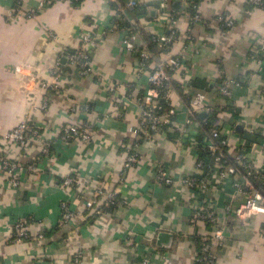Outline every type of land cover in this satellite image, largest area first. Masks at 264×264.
<instances>
[{
	"label": "crops",
	"instance_id": "obj_1",
	"mask_svg": "<svg viewBox=\"0 0 264 264\" xmlns=\"http://www.w3.org/2000/svg\"><path fill=\"white\" fill-rule=\"evenodd\" d=\"M40 1L0 0V133L27 117L46 136L55 139L47 157L40 156L38 144L26 148L10 144L2 149L8 156L32 164L34 171L23 172L17 188L10 187L0 172V264H72L73 254L79 249L83 251V264H140L143 257H148L150 264H195L197 251L191 236L205 237L210 227L190 225L192 193L178 181L163 185L156 179L155 166L175 180L192 173L196 146L204 137V129L183 126L188 135L183 140L180 127L186 118L185 104L179 95H172L176 109V124L172 127L178 137L171 141L161 130L154 141H143L137 147L138 163L125 170L123 162L132 138L130 128L138 121L139 109L123 96L128 85L133 93L143 89L146 74L137 72L136 56L125 49L118 30L102 35L90 53L102 85L67 67L65 60L66 53L79 45L83 33L101 35L113 8L107 0L53 1L33 17H26L25 13ZM135 1L151 5L158 2ZM182 1L187 8L191 0ZM248 6L245 0H199L203 21L192 28L191 40L186 39L190 14L182 12L172 53H180L183 63L173 78L178 84L182 80L204 82L201 88H191L221 106L218 125L230 139V155L235 154L232 146L238 139L248 142L242 127L258 131L254 140L260 145L256 164L264 172V67L249 58L256 38L264 35V7ZM153 8L150 19H137L147 34L162 31L159 17L163 12ZM218 13L235 20L232 29L223 32L216 26L214 17ZM57 60L62 64V91H27L22 77L30 73L50 79L48 70ZM220 70L225 78L240 81L233 89L231 107L226 110L227 103L216 96V75ZM112 85H119V90L112 92ZM27 86L33 83L27 82ZM44 100L47 107L41 109L38 105ZM113 102H117L119 117L110 115ZM83 104L90 107L86 113L79 110ZM73 105L76 110L71 112ZM79 120L94 124L92 140L60 143L57 135L61 127ZM77 172L88 196L97 183L105 182L126 204L113 214L93 217L79 198L60 187L63 177ZM231 196L228 185L209 192L217 205L225 237L220 246H215L213 264H264V214L245 221L228 217L222 205ZM62 200H69L78 212L65 225L60 220ZM18 220L26 221L30 238L15 244L10 238ZM159 233L170 235L166 244H157ZM39 234L43 235L41 239ZM130 238L134 240L132 247L126 244Z\"/></svg>",
	"mask_w": 264,
	"mask_h": 264
},
{
	"label": "built area",
	"instance_id": "obj_2",
	"mask_svg": "<svg viewBox=\"0 0 264 264\" xmlns=\"http://www.w3.org/2000/svg\"><path fill=\"white\" fill-rule=\"evenodd\" d=\"M53 1H72L80 0H41L35 7H31L25 16L28 18L36 15L42 10L46 4ZM112 3L115 10L112 11V17L105 30L101 35H91L83 33L79 40V45L68 51L65 55L67 67L74 68L82 76L92 77L98 85L103 84V79L94 71L91 62V51L96 42L101 39V36L112 30H118L122 33V42L125 49L136 56L137 72L145 73L147 76V85L138 92L133 93L130 85L125 87V100L133 101L139 109L137 123L130 128L132 138L127 148V154L123 162V168L126 170L134 166L139 161L137 152L138 144L136 138L143 137L145 141H154L157 135L161 132L160 125L176 124L175 116L176 109L172 103V95H176L175 89L171 83L174 79V73L182 66V55L173 54L172 50L178 38L179 18L174 17L173 4L176 0H157V9L163 13L159 17L162 31L160 33H150V39L144 37L145 31L138 25H135L134 18L131 15V10L139 4L135 0H107ZM198 1L193 4L194 14L188 16L189 27L186 34V39H193V29L195 26L202 24L203 18L198 9ZM245 3L253 7H264V0H245ZM186 4V3H185ZM154 8H148V16L154 14ZM181 15V14H180ZM118 19L125 20L129 26L119 28ZM216 26L221 31H228L235 25V20L226 13H218L214 17ZM52 36V35H51ZM153 44L156 51L159 52L158 58L149 49V44ZM171 50L167 51L166 48ZM249 58L252 59L258 66L262 67L264 58V35L257 37L255 46L250 50ZM62 64L60 60L55 62L52 69L48 70V78L45 79L37 74L24 75L22 77V85L30 93H37L47 90L49 93H57L62 91L64 79L62 78ZM17 73H21L19 68H16ZM224 71L220 70L217 73L216 96L224 99L225 103H231L233 98V89L239 85L240 81L230 78H225ZM32 82L33 86H27V82ZM182 80L179 84L182 87L186 101L185 112L186 118L180 127V132L183 140H186L188 135L183 126L195 125L203 130L198 121L195 119V114L205 112V116H212L215 112L219 113L220 107L212 104L205 93L194 91L189 84ZM29 87V88H27ZM119 85L110 86L112 92L119 90ZM36 91V92H35ZM166 101V105L162 107L160 100ZM229 103V104H230ZM113 111L110 115L119 117L117 111V102H113ZM39 108L47 107V100L38 105ZM71 112L75 111V105L72 106ZM82 112H88L90 107L88 104H83L79 107ZM160 111V112H159ZM159 112V114H158ZM243 132L257 133L252 128H243ZM210 135L204 134L201 138V151L208 149L210 153H214L220 149V145L231 147L230 139L221 133L218 125V120L211 125ZM94 133V124L85 120H79L66 125H63L57 135V140L62 144L68 143H88L92 140ZM205 133V132H204ZM220 138V145H217L214 140ZM52 137L46 136L41 127L33 124L27 117L21 119L14 127L0 133V172L5 176L7 183L12 188H17L21 184V175L23 172L34 171L32 164L23 163L18 157H10L3 152L5 146L13 144L19 148H26L31 144L40 146V156H49L52 144ZM244 140L238 139L232 146L235 154V164L225 163L221 161L225 155L218 152L215 158L214 165L210 176H206L208 163H204L199 157L195 161L194 171L190 174L180 177L178 180L174 176L164 171L158 165L155 166L156 179L163 185L170 186L174 182H180V185L188 189L192 193L193 203H191V214L188 222L191 226L206 224L209 228V233L203 238V243L200 246L198 255L196 253L195 261L202 264H213L216 260V248L224 241L223 226L217 215V205L212 198L209 197V192L220 189L228 185L231 189V197L227 203L222 205L224 213L230 217L240 221L251 219L254 215L264 214V172L256 163L259 155V143L254 141L251 144V151L244 152L240 155V150L245 147ZM199 146V144L197 145ZM200 154V153H199ZM123 178V177H122ZM261 184L262 188L257 187ZM62 189H67L75 197L79 198L84 208L89 212H97L108 206L119 208L126 204L124 198H121L114 189L106 186L105 182L97 183L91 195H87V190L80 180L77 173L67 175L60 182ZM61 224H68L78 216V212L71 206L69 200H62L60 203ZM38 239L43 237L42 234L37 235ZM30 238L28 226L25 220H18L13 224L10 241L12 243H21ZM128 246L134 245L133 239H127ZM72 264H83V251L76 250L73 254ZM140 264H150L148 257H143Z\"/></svg>",
	"mask_w": 264,
	"mask_h": 264
},
{
	"label": "trees",
	"instance_id": "obj_3",
	"mask_svg": "<svg viewBox=\"0 0 264 264\" xmlns=\"http://www.w3.org/2000/svg\"><path fill=\"white\" fill-rule=\"evenodd\" d=\"M79 2V1H78ZM77 2V3H78ZM195 2H197V0H191V1H188V7L187 8H185V3L182 1V0H176L175 2H174V4H173V9H174V17L175 18H179V16H180V14L182 13V12H184V11H188L190 14H194V9H193V4L195 3ZM110 5H111V7L113 8V10H115V7L113 6V4L112 3H110ZM157 3L156 4H146V5H138V6H136V7H134L132 10H131V15H132V17L134 18V22H135V25L137 24L138 25V21H137V19L139 18V17H145V18H149L150 19V17L148 16V8H150V7H157ZM247 6H248V4H247ZM251 5H249L248 7H250ZM253 7V6H252ZM251 8V7H250ZM118 21V27L119 28H123V27H127V26H129L128 24H127V22L125 21V20H122V19H118L117 20ZM224 32V31H223ZM144 37L146 38V39H150V35L149 34H147V33H145L144 34ZM149 49H150V51L151 52H153L155 55H157V58H158V55H159V52H157L156 51V48H155V46H154V43L152 44H149ZM171 50L170 49V47L169 48H166L165 50H167V51H169V50ZM70 51H73V50H70ZM264 59V58H263ZM264 61V60H263ZM183 63V62H182ZM262 67H264V65H262ZM264 69V68H263ZM264 72V71H263ZM171 83H172V85H173V87H174V89H175V92H176V94L177 95H179L181 98H182V100L184 101V102H187L186 101V98H185V96H184V94L182 93V87L180 86V84H178L177 82H175L174 81V79L171 81ZM189 84L190 85H192V86H196V87H198V88H201V86H203L204 85V82L202 81V80H200V79H196V80H193V81H190L189 82ZM205 86V85H204ZM160 105L162 106V107H164L165 105H166V101H164V100H160ZM230 103V102H229ZM227 104L224 108H225V110L226 109H228V108H230L231 107V105L230 104ZM160 112V111H159ZM159 112H158V114H159ZM220 112V111H219ZM218 112L216 113L215 112V114H213L212 116H201L200 114H195V119L198 121V123L200 124V126L204 129V131H205V136L207 135H210V130H211V125L213 124V122L214 121H216V120H218ZM160 129L162 130V131H164V133H165V135H166V137L169 139V140H176V138L178 137V132H177V130H175V128H173L171 125H169V124H162V125H160ZM172 129H173V131H172ZM169 130H171V131H169ZM242 135H244L245 137H249L248 138V142H247V144L245 145V147L242 149V150H240V152H238V153H240V155H242L244 152L246 153V152H249V151H251V144L254 142V140H256V135L255 134H253V133H246V132H243L242 133ZM143 141H145L144 139H143V137H139V138H136V140H135V142H137V144L138 145H140ZM202 141V140H201ZM201 141L199 142V146H196L197 148H196V151H197V158L199 157V159L200 160H202L204 163H208V169H207V171H206V176H210V174H211V172H212V167H213V165H214V161H215V158L217 157V155H218V152L220 153V152H222L224 155H225V157H223L222 159H221V161H222V163L223 162H225V163H236L235 162V159H234V156L233 155H230L229 153H228V147L227 146H225V145H220V138L218 139H215L214 140V142L217 144V145H220L221 147H220V149L218 150V151H216V152H214V153H210V151H208V149H206L205 151H201V150H199L200 149V146L202 145V143H201ZM200 153V154H199ZM257 187H259V188H262V185L261 184H257ZM117 210V208L116 207H114V206H108V207H105L104 209H101L100 211H99V213H97V212H92V216L94 217H96V216H98V215H100V214H104V213H110V214H113L115 211ZM60 224V223H59ZM203 238L204 237H201V236H196V235H193V236H191V241H192V244L194 245V247H195V249H196V251H197V256L198 255H200V256H202L200 253H199V251H200V246L202 245V243H203ZM195 264H202V263H199L198 261H195Z\"/></svg>",
	"mask_w": 264,
	"mask_h": 264
},
{
	"label": "water",
	"instance_id": "obj_4",
	"mask_svg": "<svg viewBox=\"0 0 264 264\" xmlns=\"http://www.w3.org/2000/svg\"><path fill=\"white\" fill-rule=\"evenodd\" d=\"M66 60V59H65ZM201 116H204L205 115V112H201L200 113ZM239 129V128H238ZM241 129V127H240ZM170 235L167 234V233H159L158 236H157V244L158 245H163V244H166L167 242H165L167 239H169Z\"/></svg>",
	"mask_w": 264,
	"mask_h": 264
}]
</instances>
